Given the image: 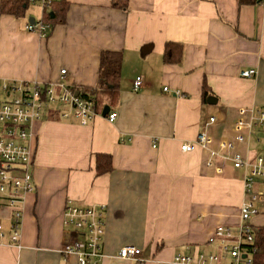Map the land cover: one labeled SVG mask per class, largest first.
<instances>
[{
	"label": "crops",
	"instance_id": "crops-1",
	"mask_svg": "<svg viewBox=\"0 0 264 264\" xmlns=\"http://www.w3.org/2000/svg\"><path fill=\"white\" fill-rule=\"evenodd\" d=\"M27 1L23 16L0 13V80L56 82L64 69L65 83L96 87L100 52L118 51L119 92L110 107L117 116L82 125L50 112L32 124L35 189L25 197L17 244L12 209L0 202V264H78L76 255L59 252L74 238L62 220L69 200L104 214L99 264H132L117 256L124 245L139 247L146 264H174L176 253H219L208 239L217 225L238 224L243 171L220 157L208 165L201 147H180L201 131L233 139L240 117L264 110V2L128 0L121 9L112 0H64V22L41 37L25 25L37 14L30 4L41 19L42 0ZM168 42L182 46L179 64L163 60ZM249 68L254 76H239ZM136 76L142 84L134 92ZM258 133L264 127L253 126L236 145L243 156L256 152L250 143L260 142ZM96 153L112 156L111 171L95 173Z\"/></svg>",
	"mask_w": 264,
	"mask_h": 264
},
{
	"label": "built area",
	"instance_id": "built-area-1",
	"mask_svg": "<svg viewBox=\"0 0 264 264\" xmlns=\"http://www.w3.org/2000/svg\"><path fill=\"white\" fill-rule=\"evenodd\" d=\"M264 2V0H258ZM50 0H42L44 7ZM50 24L42 21L27 22L25 29L36 32L41 37L47 35ZM65 70L56 82L42 81H6L0 80V202L2 200L12 209L11 240L18 243L22 209L27 193L34 191L32 176V152L30 148L31 127L36 121L46 118L50 112L64 119H75L82 125L101 114L102 107L91 97H83L75 86L64 82ZM252 68L239 72L240 77L255 75ZM142 84V77L132 81V91L136 92ZM167 90V87L163 88ZM66 108H63V107ZM242 113V112H241ZM251 114V111L249 115ZM243 115V114H242ZM117 116L116 111L105 115L109 122ZM214 122L209 117L206 125ZM253 126L264 127V110H256L247 119L240 117L235 123L236 134L233 139H213L206 131L198 133L190 143H183L182 151H192L201 147L209 153L207 164L214 157L222 161L230 160L235 169L243 171V200L239 207V222L236 227L217 225L208 241H216L219 253L198 252L196 256L176 253L174 264H222V259L231 257L233 264H250L248 254L241 251V244L253 240L251 220L264 210V153L243 156L236 145L244 142L245 133ZM228 150H233L232 154ZM221 172L219 168L217 170ZM63 223L74 231V238L60 247V254L66 258L76 255L78 264H99L104 257L102 239L104 233V214L101 209L89 205H76L67 201L63 210ZM1 230V225H0ZM245 255L243 258L242 255ZM118 258L132 264H146L141 249L133 245H124L117 251Z\"/></svg>",
	"mask_w": 264,
	"mask_h": 264
},
{
	"label": "trees",
	"instance_id": "trees-1",
	"mask_svg": "<svg viewBox=\"0 0 264 264\" xmlns=\"http://www.w3.org/2000/svg\"><path fill=\"white\" fill-rule=\"evenodd\" d=\"M256 0H239L240 4L253 3ZM128 0H112V6L125 9ZM28 6L27 0H1L0 13L16 17L23 16ZM68 3L64 0H50L42 9L41 20L50 23V26L64 22ZM182 55V46L176 43H166L163 60L165 63L179 64ZM121 53L118 51L102 50L99 56L98 84L96 87H79L83 97H91L98 106L107 104L111 107L118 98L120 83ZM204 89V95L206 89ZM86 95V96H85ZM56 113V112H54ZM113 169L112 156L107 153L95 154V173H107ZM263 214V213H262ZM260 215V214H259ZM256 215L255 217H257ZM264 222V221H263ZM252 223L253 240L241 244V251L249 255L250 264H264V223Z\"/></svg>",
	"mask_w": 264,
	"mask_h": 264
},
{
	"label": "rangeland",
	"instance_id": "rangeland-1",
	"mask_svg": "<svg viewBox=\"0 0 264 264\" xmlns=\"http://www.w3.org/2000/svg\"><path fill=\"white\" fill-rule=\"evenodd\" d=\"M35 7V9L37 10V14L34 17L35 21H39L40 20V8L37 5H32L30 4L29 9H32V7ZM42 7V5H40ZM4 98V96L2 95V93L0 92V100H2ZM103 107V105L101 106ZM71 120V119H70ZM78 122V120H75ZM257 136L260 138V142H256L255 138H252V141L250 143V148L256 150V152L254 154H258L264 151V133H258ZM264 190V188H262ZM257 223H262L264 221V210H263V214L258 215V218H256ZM241 264H245V263H241Z\"/></svg>",
	"mask_w": 264,
	"mask_h": 264
},
{
	"label": "water",
	"instance_id": "water-1",
	"mask_svg": "<svg viewBox=\"0 0 264 264\" xmlns=\"http://www.w3.org/2000/svg\"><path fill=\"white\" fill-rule=\"evenodd\" d=\"M28 21H29V22H33V21H34V18L31 16V17H29ZM214 100H215V99H214V97H212V96H210V97L207 98V102H209V103H212V102L214 103V102H215ZM109 110H110V107H109V105L106 104V105H104V106L102 107L101 114H102L103 116H105V115L109 112ZM242 257L244 258L245 255L243 254Z\"/></svg>",
	"mask_w": 264,
	"mask_h": 264
},
{
	"label": "bare ground",
	"instance_id": "bare-ground-1",
	"mask_svg": "<svg viewBox=\"0 0 264 264\" xmlns=\"http://www.w3.org/2000/svg\"><path fill=\"white\" fill-rule=\"evenodd\" d=\"M86 96V95H85ZM251 223V222H250ZM254 226H252V229H253Z\"/></svg>",
	"mask_w": 264,
	"mask_h": 264
}]
</instances>
